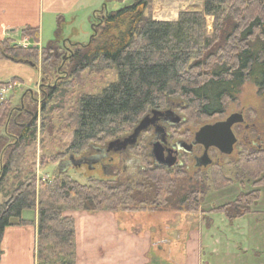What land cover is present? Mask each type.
<instances>
[{
    "label": "trees",
    "instance_id": "trees-1",
    "mask_svg": "<svg viewBox=\"0 0 264 264\" xmlns=\"http://www.w3.org/2000/svg\"><path fill=\"white\" fill-rule=\"evenodd\" d=\"M151 11L152 0H132L114 11L103 4L90 17L88 43H73L65 60L55 41L41 49L24 48L10 38L0 41V60L36 67L40 55L43 80L59 64L66 76V83L41 90V118L36 117L34 107L32 119H21L18 128L13 122L10 125L15 111L12 101H0V243L6 227L34 226V264H76L74 221L65 212L94 214L145 209V204L166 206L176 188L170 169L148 162V143L141 138L127 149L144 167L143 181L131 189L110 178L88 177L81 184L68 169L48 179L20 177L37 133L43 135L46 123L49 132L54 129L47 114L61 107H48L49 102L61 101L64 90L83 82V73L100 77L114 71L115 80L99 94H82L75 100L58 127L71 130L68 147L41 155V167L66 157L84 159L92 150L129 135L152 110L162 111L170 104L179 106L185 121L207 119L223 113L226 102L236 98L245 82L253 83L264 100V0H203L200 8L181 11L172 21L154 20ZM207 17L212 18L211 34L207 33ZM21 38L38 44L39 30L25 27ZM16 83L20 80L13 77L0 82V89ZM231 164L240 178L249 177L254 186L264 185V146L241 150ZM211 177L215 186L229 182L216 164ZM195 179L202 182L197 174ZM203 194L191 189L175 204L185 203L187 209L195 210ZM257 199L256 190L240 193L210 211L232 222L248 214ZM27 212L30 217L24 216Z\"/></svg>",
    "mask_w": 264,
    "mask_h": 264
},
{
    "label": "rangeland",
    "instance_id": "rangeland-1",
    "mask_svg": "<svg viewBox=\"0 0 264 264\" xmlns=\"http://www.w3.org/2000/svg\"><path fill=\"white\" fill-rule=\"evenodd\" d=\"M131 2L132 0H105L104 4L108 11H114ZM202 2L203 0H152L151 15L154 20L172 21L177 18L181 11L190 9L193 6L200 8ZM83 30L87 33L84 35L79 34L77 39L78 42L76 43L84 45L88 43L91 35L90 24L84 25ZM211 31L212 18L207 17V33L211 34ZM42 42L44 43V47L47 43V39H45V37L42 38ZM55 43L63 49L59 51V54H61L63 60H65L75 41L70 43L61 39L55 41ZM39 49H41L40 46ZM30 69L33 70L37 76L38 81L36 83L27 85L23 80L21 86L19 83H16L12 86L0 89V101L3 99H10L13 103L12 106H15L10 125L14 123V126L17 128L19 127L17 124H19L21 119H27L26 122L32 119L34 107L38 114L36 117L38 116L41 118L39 108L40 104L43 102V98L41 97L43 90L46 91L48 87L59 85L60 82H63V84L66 83V76L62 73V64H59L56 71L49 73L48 79L43 80L42 74L44 73V69L40 55L37 60V66H31ZM82 78V83L70 90L63 91V93H66L64 96L60 97L61 101L57 98L58 101L49 102L48 107H61V109L58 108V110L56 108L57 111H50L47 114L48 118L52 120L51 123H53L54 129L52 128L53 130L49 132V123H46L43 135L39 136L37 133L35 140L32 141L27 150L26 160L20 170V177L35 175L39 179H48L52 174L60 171H67L66 169H68L69 175L81 184H85L88 177H95L98 179L110 178L125 184V186L130 189L134 188L138 183L143 181L141 172L144 167L142 163L127 150L116 153L111 152L107 154V157L102 161L94 159L95 161L93 163H76L78 157H74L70 160V164H67L69 160L68 157H66L63 161L57 162L55 165H46L44 167L39 165L41 155L63 152L68 147L72 138V132L67 128L63 131L59 130L60 128L58 129V127H61L59 126L61 124L60 120L65 118L70 108L76 105L75 100L82 94H99L105 86L115 80V73L114 71H108L100 77L83 73ZM62 89H64V87ZM176 112L182 119L185 117L183 112L179 110V106ZM240 112L242 113L244 123L234 127L237 143L232 153L230 155H220L213 151L210 154L213 164L215 163L222 175L226 179H229L228 183L215 186L212 183L213 179L211 177L213 166L203 167L200 170H193L191 168L192 162H189V167L182 175L178 176L176 175L175 169H170L172 177L176 179V188L174 194L170 197V203L168 205L155 207L150 204H145V209L133 211L118 210L117 212L121 215L122 220H128L129 225H134L136 223V227H141L142 224L148 226L150 225L148 223L153 220L161 224H173V226L176 223H180L184 225H182L184 229L185 226L186 229L189 227L195 228L198 224V227L201 228L203 232L207 229L211 236L216 235L218 240L221 239L220 243L214 244V250H218L216 254H212L208 252V250L203 251L206 260L208 262L211 261V264H264V185L254 186L253 180H250L249 177L240 178L236 168L231 164V162L238 158L241 150L245 148H256V146L252 145L253 142L264 144V100L258 95L257 87L251 82H245L240 87L236 98L233 101L226 102L223 113L207 119L184 121L185 123L178 126L177 129L179 128V131H189L187 134H191L190 138H192L194 132L201 126L213 124L232 113ZM244 125H249L252 128L248 131L244 130ZM38 127L39 123L36 125L37 131ZM245 134L248 135L247 140L244 138ZM259 134L260 139L258 140L256 139V135ZM139 138L148 143L152 140L153 136L143 133ZM95 151L96 150H92L84 157L88 158L92 156ZM147 151L148 153L150 151V146L148 144ZM147 160L152 164L151 156H148ZM196 174L199 175V179L202 180V182H198L195 179ZM262 175H264V170L261 173V176ZM9 188V185H7L6 189ZM191 189L198 191L202 190L204 193V200L196 205L195 210L187 209L188 206L185 203L181 205L175 204L178 198L183 197L185 193ZM254 190L258 192L257 202L251 205V211L242 218L229 222L224 215L212 213V211H210V209L232 201L240 193H247ZM151 210L157 211L151 212ZM185 212L191 214V216H186ZM127 217L129 218L127 219ZM211 221L213 225L210 224ZM31 248H33V245ZM0 250H2V248ZM4 260L5 259H1L2 264ZM6 260L9 262L10 258H6ZM19 264H34L32 250L31 256L27 255V253L22 255Z\"/></svg>",
    "mask_w": 264,
    "mask_h": 264
},
{
    "label": "crops",
    "instance_id": "crops-1",
    "mask_svg": "<svg viewBox=\"0 0 264 264\" xmlns=\"http://www.w3.org/2000/svg\"><path fill=\"white\" fill-rule=\"evenodd\" d=\"M104 1L0 0V41L10 38L18 43L24 39L21 31L30 27L39 30L38 47H43L44 37L47 43L61 39L76 43L79 34L87 33L83 30L84 25L89 24L91 15ZM30 68L29 65L0 60V82L15 77L21 81L20 86L23 80L27 85L36 83L37 76ZM65 215L74 221L76 264H211L203 251L216 254L218 250H214V246L221 242L207 229L203 232L198 224L195 228L186 229L185 226L184 229L180 223L173 226L153 220L147 222L148 226L136 227V223L129 225L128 220H122L117 211L94 214L67 211ZM24 216L30 217V213H24ZM35 234L34 226L6 227L0 243V257L5 259L3 264H19L24 253L31 256V250L33 257Z\"/></svg>",
    "mask_w": 264,
    "mask_h": 264
},
{
    "label": "water",
    "instance_id": "water-1",
    "mask_svg": "<svg viewBox=\"0 0 264 264\" xmlns=\"http://www.w3.org/2000/svg\"><path fill=\"white\" fill-rule=\"evenodd\" d=\"M161 120L163 123L169 125H177L182 122V118L176 115L172 110H152L149 114L145 115L133 131L120 139H116L107 144L106 149L96 148L103 152H120L132 147L136 144L140 134L147 130L149 127L155 128V137L151 143L152 145V158L156 165H162L169 168L174 165L175 158L169 157L168 159H162L163 154L161 150V143L165 142L164 129L161 125L157 124V121ZM243 122L241 113H232L225 120L217 121L213 124H205L201 126L193 134L192 141L188 144L184 141H177L175 146L177 148H184L188 151L195 145H201L204 153L197 159V166H207L210 164V159L207 155V150L211 147L217 148L221 154L230 155L233 151V146L236 143V137L232 131V126ZM71 159V158H70ZM97 157L80 159L77 162L93 163ZM76 162V163H77Z\"/></svg>",
    "mask_w": 264,
    "mask_h": 264
},
{
    "label": "flooded vegetation",
    "instance_id": "flooded-vegetation-1",
    "mask_svg": "<svg viewBox=\"0 0 264 264\" xmlns=\"http://www.w3.org/2000/svg\"><path fill=\"white\" fill-rule=\"evenodd\" d=\"M168 109L169 110H172L176 115L179 116V114H177V112H176V110L178 109V105L170 104L164 110H168ZM241 115H242V113H241ZM227 117H225L222 120H225ZM184 121H185V119H183L182 122L179 123V124H177V125H169L168 123H163L161 120H158L157 121V124L158 125H161L163 127V129H164V135H165V142L164 143H161V150H162V154H163L162 159H168L169 157H174L175 158V163H174L173 166H171L169 168H166V167H164L162 165H156L154 159L152 158L153 159L152 160V164L154 165V167L165 168V169H175L176 172L179 171V172L185 173L186 170H187V168L189 167V162H192L191 168L193 170L194 169L195 170H197V169L200 170L203 167H208V166L215 165V163L213 164L212 159L210 157L211 152L214 151V152H216V153H218L220 155H223V154H221L219 152V150L217 148L211 147V148H209L207 150V155H208V157H209V159L211 161L210 164L207 165V166H202V165H200V166L198 165L197 166V163H198L197 162V159H199V157L202 156L203 153H204L203 147L201 145H195V146L191 147V149L188 150V151L184 150V148H177L175 146V143L177 141H184V142H186V143L189 144L192 141V139H193V136H192V138L187 139L186 138V131H181V130L179 131V128L177 129L178 126H180V125H182V124L185 123ZM243 123H244V120H243L242 123L235 124V125L232 126V131H233L234 135H235L234 127L239 126V125H242ZM250 128H252V127H250L249 125H244V130H247L248 131ZM143 133L144 134H150V135L153 136L152 140L148 142V145L150 146L149 156H151L150 155V154H152V152H151L152 151V145H151V143H152V141H153V139L155 137V128L154 127H149L147 130L143 131L141 133V135ZM176 134L179 135L177 137V139H172V137L174 135H176ZM235 137H236V135H235ZM247 137H248V135L245 134L244 135V138L246 140H247ZM256 139H258V140L260 139V134L259 135H256ZM236 143H237V137H236ZM236 143L234 144V146L236 145ZM247 144H248V142H247ZM256 144H257L256 142H253L252 143L253 146H256L258 148H261L262 146H264V144H257V145ZM250 145H251V143H250ZM234 146H233V148H234ZM102 149L105 150V148H102ZM109 153L110 152L106 153V152H103V151H100V150H96L95 153L92 156L97 157L98 160L102 161L103 159H105L107 157V154H109ZM92 156H90V157H92Z\"/></svg>",
    "mask_w": 264,
    "mask_h": 264
},
{
    "label": "built area",
    "instance_id": "built-area-1",
    "mask_svg": "<svg viewBox=\"0 0 264 264\" xmlns=\"http://www.w3.org/2000/svg\"><path fill=\"white\" fill-rule=\"evenodd\" d=\"M22 45H23L24 47H26V46H27V44H25L24 42L22 43Z\"/></svg>",
    "mask_w": 264,
    "mask_h": 264
}]
</instances>
